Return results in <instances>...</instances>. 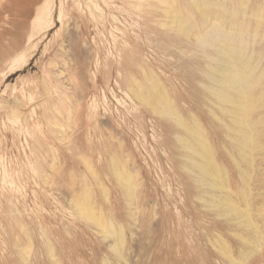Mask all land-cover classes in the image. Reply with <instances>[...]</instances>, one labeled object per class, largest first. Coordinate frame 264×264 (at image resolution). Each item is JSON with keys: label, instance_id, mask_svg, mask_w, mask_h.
I'll return each instance as SVG.
<instances>
[{"label": "rangeland", "instance_id": "1", "mask_svg": "<svg viewBox=\"0 0 264 264\" xmlns=\"http://www.w3.org/2000/svg\"><path fill=\"white\" fill-rule=\"evenodd\" d=\"M0 264H264V0H0Z\"/></svg>", "mask_w": 264, "mask_h": 264}, {"label": "bare ground", "instance_id": "2", "mask_svg": "<svg viewBox=\"0 0 264 264\" xmlns=\"http://www.w3.org/2000/svg\"><path fill=\"white\" fill-rule=\"evenodd\" d=\"M167 1V0H164ZM198 6V4L196 5V7ZM189 25H193L192 23H189ZM220 40L225 39V35L220 33ZM229 42H232L231 40H227ZM223 57V64L218 67V68H213V67H208L209 71H213L221 76L224 77V82L229 83H235V84H239L241 83H246V84H253V82L249 81V76L248 74L245 75H241L240 74V68L244 65L242 64L239 65L238 60L235 59V57L230 56L229 55V50H226L223 54H221ZM218 81V80H217ZM223 96L225 95V92H222ZM246 96H242V103L244 102ZM146 99L148 102H152L154 101L158 106H160L165 112H169L171 111V105L169 103V100L165 94V92L163 91V89L158 85V84H152L150 86L147 87L146 89ZM225 100L227 102H230L229 98H225ZM153 102V103H154ZM248 107V106H246ZM243 111H246V108H242ZM247 142H251V139L247 138ZM247 142H245V144H247ZM242 147V146H241ZM245 147V145L243 146ZM188 150L191 152V154L193 155H200L199 151H205L206 150V146L204 144V141L202 140L201 136L197 135L194 136V141L191 144V146L188 148ZM207 157L210 160V154L207 152ZM113 171L116 175V177L118 178V180H120L121 182H123L125 185H129L128 187H130V185H132L131 183V174L126 170V168L123 165H114L113 167ZM213 171H216V168L214 167L213 163H209L208 166H202L201 167V173L204 176H210L211 173ZM131 188V187H130ZM89 203V202H88ZM231 203V202H230ZM233 204V203H231ZM234 205V204H233ZM233 205H231L232 208ZM87 209V206L85 207ZM91 208V206H90ZM89 208V209H90ZM84 209V206H83ZM87 210L85 213H87L90 217L94 218L93 213L90 210H93V208H91L90 210ZM111 227V226H110Z\"/></svg>", "mask_w": 264, "mask_h": 264}]
</instances>
